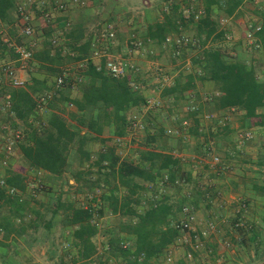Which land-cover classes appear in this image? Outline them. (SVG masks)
Wrapping results in <instances>:
<instances>
[{
	"label": "trees",
	"instance_id": "trees-1",
	"mask_svg": "<svg viewBox=\"0 0 264 264\" xmlns=\"http://www.w3.org/2000/svg\"><path fill=\"white\" fill-rule=\"evenodd\" d=\"M251 1L255 2V0ZM260 1V8H258L260 12L255 15L259 16L261 20V30L256 37L261 46L258 51L261 50L264 56V0ZM242 2L243 0H204V16L198 20L194 19L192 12L184 17L180 15V12L176 14L177 10H173L170 15H164L161 22L148 24L142 38L143 41L139 43L144 45L155 43L163 46L167 37L179 34L183 28L190 27L193 29L195 46L179 49L180 56L178 57V60L183 61L191 47V51L199 50L200 54L192 62L194 66L189 67L193 70L185 75L180 74L177 79H182L183 83L177 82V80H175L176 82L173 81V86L164 90V94L181 97L183 92L193 88L195 83H211L214 92L217 93L211 99L214 111L233 110L242 112L241 125L237 129L252 133L251 127H264V112H259V110H264V72L258 77L255 68L247 64V60L242 54L233 58L226 57L219 47L206 46L209 43L220 42L225 38V32L220 29L219 22L212 16L213 7L217 8L216 11L221 10L227 16H231L241 6ZM17 8L15 0H0V30L9 29L11 38L19 32ZM173 9L177 8L174 7ZM58 23L56 24L62 31L61 33H56L55 27L47 26L46 23L41 26V35L45 36L43 49L40 52H35L28 64V68L32 67L31 70H42L48 78L54 77V79L63 72L64 69L59 68L63 64L71 60L87 59L90 49L92 52V43L97 36L95 32L91 38H85L86 41L82 42L84 36L82 29L71 28L67 30L61 26L62 20H58ZM54 37H57L58 41L63 39L61 46L59 42L55 46L51 44ZM14 39L16 45L22 43L20 36ZM64 42L65 46H63ZM244 46L247 47V44ZM166 48L172 57L175 48L173 46H166ZM64 50L66 55L61 57ZM52 51L54 52L52 53ZM6 54L14 57L12 49L8 48L0 39V58ZM172 61L177 62L174 58ZM69 70L72 76L67 78L61 89L55 88L56 90H54L53 88L48 92L37 94L42 90L41 84L44 81L41 82L37 78H32L30 84H24L7 91L15 118L24 125L23 139L18 146L23 165L16 166L13 170L9 166L5 177L2 178L6 187L16 189L20 195H8L5 187L0 186V233H2L4 240H8L11 237L16 239L22 236L27 230H38L39 224L44 222V218L36 208L32 209L34 212L31 219L27 221L24 219L28 215L29 201L38 195L36 194L34 197L31 195L30 185L39 180L41 188L37 189L36 192L42 193L45 197H48L46 194L50 195L49 192L52 193L53 189H61L57 181L64 187H71L66 175L71 169L72 164L69 161V155L71 149H74L80 158V162H82L81 168L70 172L74 184L81 182L80 177L82 175H91L93 168L96 167L99 172L102 171L98 177L99 180H96L98 181L96 185L104 184L108 197L98 196L95 194L97 189H93L88 194L93 204L88 206L61 198L58 206L51 211V219L46 220L41 225L42 229L46 233H51L52 220L60 212L64 213L61 216V223L64 231H71V244L76 250L75 261L90 263L97 251L94 243V238L99 231L97 224L106 212L104 207L103 210L101 209V206L107 201L109 210L107 215L120 220L119 235L131 236V239H125V237L121 238L118 235L120 241H117V245L113 247V251L119 255L123 264H151L155 259H158L159 263L162 264L169 246L180 236L179 231L174 228V223H177L182 217V207L185 205L192 206L190 202L182 199L183 197L187 198L184 195L187 193L184 185L191 182L190 173L180 172L182 161L177 156L175 157L174 153L169 152L165 147L157 148L151 144L156 142L155 137L159 138L164 133L162 129H157L156 133H153L155 132L154 127H156L155 119L152 122L149 121L152 126L150 129L152 137L141 149H138L136 157L121 159L116 154L115 148L119 146V143L115 142L116 138L122 139L126 130H130L129 119H126L127 111L145 102L139 92L134 91L129 86L131 74L124 78H114L103 70H97L88 61L84 71L85 80L76 83L73 87L72 78L77 73L74 67ZM69 88L78 89L81 93L80 99H69L64 93ZM49 92L56 93L58 97L61 96L60 101L72 108V125H68L62 114L54 110L50 103L51 97L47 95ZM41 98H44V102H41ZM44 108L52 110L46 121L37 116ZM188 117H192L193 121V125L189 128L190 135H205L204 137H206L213 134L203 126L204 123L199 116L188 115ZM29 120L32 122L29 123ZM110 124L114 126V136H116L112 138L114 146H103L98 151L94 162L85 166L83 162L89 159L87 145L93 142L104 144L108 138L102 137L103 127ZM212 126H215L221 135L227 136L229 133L226 132L229 127L221 126L219 121H215ZM203 127L204 129H202ZM181 140L182 146L185 147L184 139ZM254 141L255 138L252 133L247 140L245 152H243L244 157H246V151L249 146L253 145ZM261 146L264 148V143H261ZM202 151L201 157L195 155L194 152L191 157L197 160H205L207 152L204 146ZM230 151L229 154L235 153V158L231 159L228 154L226 158H229V161H236L241 158L238 157L239 150L235 147L234 150ZM244 157L242 160L245 159ZM258 158L256 164L258 163L262 167L264 155L258 156ZM182 163L189 170L194 167V164L189 160ZM25 170L27 175L23 174ZM38 172H41L40 177L36 175ZM165 172L167 178L164 177ZM216 172L218 173V171ZM28 177H31L32 181H28ZM156 184L173 186L172 189L178 193V200L171 202L168 196L157 200L150 199L145 203V206L138 209L142 203L140 196L144 188ZM196 185L200 186L199 190L204 199H209L211 186L202 187L200 182ZM253 188L256 191L264 192V182L261 181V186L254 183ZM27 195L30 196L29 200L25 197ZM174 203L178 205L177 209ZM4 207L6 208L5 213L1 212V208ZM126 240H131V248H123ZM5 246V242L0 241V247Z\"/></svg>",
	"mask_w": 264,
	"mask_h": 264
},
{
	"label": "crops",
	"instance_id": "crops-1",
	"mask_svg": "<svg viewBox=\"0 0 264 264\" xmlns=\"http://www.w3.org/2000/svg\"><path fill=\"white\" fill-rule=\"evenodd\" d=\"M139 1H140V4H142L145 19H147V25L154 23V22L162 21L163 16L161 17V15L158 12H157L158 16L154 20H151L152 18H154L153 13H155L151 0H139ZM26 2L36 4V7L40 9L38 7V2L36 3V0H26ZM179 2H184L187 6H190L191 9H194L192 5L195 4L196 6V9H194L195 11L202 10L204 12V5H203L204 0H176L175 4H178ZM48 3L50 5H54L57 3H62V4L64 3L65 6H67L65 11H61L57 13L55 16H53L55 17L53 20V23H55L54 25H57L56 23H58V20H62L63 23L61 26H64V28H65L66 23L70 22L71 26L68 29H71V28L82 29L83 34H84L82 42L86 41L87 38H91L95 32L98 34L106 26H110L112 28L118 27V30H120V28L122 27V24L120 22L115 23V24L113 23L110 25L107 21H112V20L118 21L120 17H122V11H121L122 9L117 6H120V4L123 6V4L125 3V0H82V3H81L82 5L81 4L75 5L72 3V0H48ZM145 3L148 4V7H146ZM260 3H261L260 0H258L257 2H252L251 0H243L241 6L231 16H227L221 10L217 11V13L221 17L219 20L223 21L222 25H220V21H219L220 29H222L225 32V39H232L230 43L233 46L234 50L240 48V47H236L239 44L238 43L239 41L237 39L240 37V35H239V27H236L235 25H233L234 22H232L233 23L232 24L231 21L234 18H236L234 19L236 20L235 22H237L236 24H240L243 26L245 23L247 25V28L253 25L251 24L252 22H254V25L256 24L261 25V20L259 16H256L254 13L248 11L249 9H253L254 6H260ZM26 5L27 4H25V7ZM49 7H50L49 5L44 6L46 10ZM40 19L43 20V17L41 16L33 22V25L36 30L35 38H34V42L36 44L34 48V53L40 52L43 49V43L45 39V36L41 35L40 28L38 27L39 24L41 23ZM91 19H93V21L95 20V22L97 20H100V21L104 20V21L103 23L97 22L96 24L92 25L93 21ZM58 25L60 24L58 23ZM2 26L5 27L4 25ZM247 28L245 29L244 27L242 29L243 36L245 35ZM6 35L9 38V41L12 44H15L14 43L16 42L14 41L15 39L11 38L7 33ZM131 35L135 36L134 34H131ZM144 35H145V32H141V33L138 32V36L141 37V40ZM17 36H20L19 32L18 34H16L15 38H17ZM21 40L25 41L24 39H21ZM58 42L61 46L63 43V39ZM63 46H65V42ZM145 46L149 53H155L156 56H149L148 60H140L138 59L139 57H136L134 55L132 59H129L135 65V67L140 70L141 73H143L145 69L147 70L152 69L151 71H154V70L156 71L160 67H166L164 68V70L168 72V76H170L173 81L177 80V82L180 81V83H183L182 79L181 81L177 79V77L175 78V75H177L176 70L173 66H170L171 65L170 63L172 62V65H174V62L172 60H168V61L166 60L165 51H168L169 54H170V51L165 46L157 45L155 43H148ZM113 47L114 46H111V48H108V51H107L109 54L108 56L120 58L122 55L124 56L126 55V49H123L121 44L118 43L115 48ZM53 52L54 51H52V53ZM242 52H240V54ZM245 54L247 55L245 56L244 54H242V56L245 59L247 58L248 65L254 67V64H256V59L259 61L261 59L260 64L264 65V56L261 50L255 51L251 49L250 46L247 45V53ZM65 55H66V52L64 50L61 53V57H64ZM88 55L89 56L87 57V59H89V61L96 68L99 65H103L106 60V58H92L91 49ZM71 56L74 57L73 55ZM15 59H16L15 54H14V57H12L10 54H6L2 58H0V65L7 62L8 60L13 61ZM78 62L79 61L71 60L70 62L63 64L59 68L66 69V68L75 67ZM34 65H35V62H34ZM29 68L27 67V70L22 74L24 80L26 81V84H30L32 78H37L41 82L44 81L43 84H41L42 90L39 91L37 94L41 92L42 93L48 92V90L49 91L50 89L53 90V88L54 90H56L54 87L55 83H53V81L55 80L54 77L48 78L42 70L38 71L36 69V71L31 72V68L30 69ZM75 70H76V73H78L77 69ZM101 70L104 71V69H101ZM173 70H175V73L173 72ZM84 73L85 72L82 73L81 81L85 80ZM135 80L136 82L140 83V78L138 76L135 77ZM148 82L149 83H146L147 85H142L143 86L142 90L137 91V92H139V94L142 96L144 100L148 98V99H152L155 102H158V107H155L149 110L145 108V104L143 103L139 105L138 107H134L128 110L126 113V119H131V118L136 117L142 123H146V125L147 123H149V121L152 122L153 119H155L156 123H160V126L163 127L162 130L165 134L166 130L170 128L166 127V124H164L165 121H162L161 123L156 118L159 115L162 116L163 112L167 113L166 110H164L165 108L169 106L167 105V103L169 104L172 102V103L178 104L180 102L181 106L178 109V111H180L182 108V105L186 103L187 96L191 93H194L195 89H198L197 88L198 83H195L193 88H191L190 90L184 91L182 96L178 97L177 95H173V94H166V93L164 94V90H166L167 88H171L174 83H171L168 87H166L165 89L159 92L156 89V85L152 81L149 80ZM148 85H153V86L145 87ZM10 89L11 88H7V89L5 88L2 94L8 95L7 91H9ZM65 91L64 93L65 95H67L69 99H80L81 97V93L76 88H73V89L69 88V89H66ZM2 94L0 93V99L2 97ZM49 94L50 92L47 93V95L50 97ZM203 106L205 105L203 104ZM203 106L202 105L200 106V112L202 113L205 112L204 111L205 108H203ZM51 112H52L51 109L44 108V110L40 111V113L37 116L38 118L40 117V119L46 121L49 115L51 114ZM259 112H264V110L263 109L259 110ZM213 113H216L218 116H221V117L228 115V119L225 125H227L229 128H227L226 132L233 134L236 132V129L239 128V126L241 125L240 117L242 115V112L240 111L235 112L233 110H227V111L215 110L213 111ZM236 116L237 118H235ZM15 120L16 121H14V119L12 120L11 122L12 126L22 131L24 128V125L21 122H19L16 118ZM31 122L32 120H29V123ZM205 125L208 127L207 131H210L213 134H211V136L207 135L206 137H204L205 142L203 146L205 149H210V148L215 149L214 148L215 143H217V145H219V143L216 142L214 138H215L216 133L219 131L216 130L215 126L207 125V124ZM110 130L113 131V135L111 137L110 135H108V132ZM251 131L254 135L255 141L253 145L249 146V148L246 151L247 155H251V156H248L249 159L247 160V155H246L245 160L237 162L234 160L229 161L230 160L229 158L226 159V157H223L224 163L230 162L233 165L232 167L228 169L230 170L229 171L230 174L228 173L225 174V172H222V171H218V173L215 170L213 171L212 178H213V175L215 174L216 179L210 180L211 181V184H209V186H211L210 187L211 190L209 191L210 199H204V197L202 196V193L199 190L200 186L197 187L196 193L194 195L196 196L197 199L195 202H193V205H192V208L197 214V218H199L198 223L195 227V230L198 233H200V231L205 228L206 223H213L214 230L211 231V233L206 238L199 237L200 246L197 247L196 249L194 247V243H195L194 240L183 243V240L180 239L179 241L176 240L173 244H171L168 249L171 250L173 253L175 264H264V192L256 191L253 188L254 183L257 184L258 186H261V181L264 182V165L260 167L258 163L256 164V160L259 159L258 156L264 155V148L260 146L261 143H264V127H251ZM128 132L129 130H126L125 136L122 137L124 141L130 140ZM144 136L146 138V142L150 141L149 139H151L152 137L151 131L146 130V134H144ZM102 137L108 138V140L105 141V143L102 145L98 142L97 143L93 142L94 145L91 146V143H89L87 145V150L90 152V149H91L90 147H96L97 149V148H102L103 146H111V147L112 145L114 146V142L112 141V138H115L116 136H114V126L112 124L103 127ZM157 138L158 137H155L154 139L156 140L155 143L154 142L151 143L155 147L157 146ZM190 141L192 143H189V140L187 141V143H185V144H188L187 146L188 148H182L183 149L181 150L182 153H180L186 157H191L193 155V152H191V149L192 147H195V142H193L195 141V139L191 138ZM18 146L16 147L14 156L12 157V160L10 161L11 170H13V168H15L16 166L21 165V164H18L19 160L22 161L21 153H20ZM203 146H202V150H203ZM117 149L118 148L116 147L115 148L116 154L121 159H123V157L120 156L119 151ZM184 149H187V150H184ZM200 154H201L200 155L201 157L202 153ZM95 159L96 157L93 158V160ZM196 167H199V168L204 167L206 170L208 169V167L204 166L203 164L200 166L197 165ZM247 167L250 169L249 172H247ZM0 170L3 171V172L0 171V179H1V177L2 178L5 177L7 169H2L0 167ZM180 172L184 174L189 172L191 180L193 179L196 184L199 183L200 177L206 176V174L202 175L201 170L198 168L196 172L193 169L189 170V168L188 167L186 168L185 164H183L182 162H181ZM23 174L27 175L26 170L23 171ZM166 174L167 173L165 172L164 173L165 178H167ZM69 184H73V181L70 179H69ZM186 185H188V183ZM41 197L44 198L42 195ZM119 237L121 238L125 237V239H131V236H126L123 234H120ZM73 250L76 256V250L75 249ZM187 252H190L192 254L191 260H188L186 257H184L185 253ZM97 254H95V256L92 257V260L90 261L89 264H95V261L97 259L98 260L100 259V258H97ZM8 260L10 259H6L4 262H7ZM101 260L105 261V259L103 258ZM151 264H160V263L158 259H155L154 261L151 262Z\"/></svg>",
	"mask_w": 264,
	"mask_h": 264
},
{
	"label": "rangeland",
	"instance_id": "rangeland-1",
	"mask_svg": "<svg viewBox=\"0 0 264 264\" xmlns=\"http://www.w3.org/2000/svg\"><path fill=\"white\" fill-rule=\"evenodd\" d=\"M175 1L176 0H157V1L151 0V3L153 5V9L155 11V13H153L154 18H152L151 20H154L158 16V13L162 17L164 15H170L173 10H177L176 14H178L180 12V15L187 17L190 14V10H191L190 6H187L184 2H179L180 4L179 3L175 4ZM81 2H82V0H79L78 5H80ZM26 4L27 5L25 7V10L27 11V14L29 15V17L31 19H33V22L36 19H38L39 17H41L43 15V13L46 12V8H44V6L39 7V5H38V7L40 8V9H38L36 7V4L30 3V2L29 3L26 2ZM192 6L194 9H196L195 4ZM117 7H120L122 9L121 10L122 11V17H120V19L118 21L112 20V21H107V22L110 25L113 23L115 24V23L120 22L122 24V27L120 28V30H118V27H115V28L113 27L114 40L112 41L110 46H114L113 48H115L116 45L119 43L122 45L123 49H126V55L125 56L122 55L121 56L122 59H127V60L132 59V57L135 55L136 57H139L138 59H140V60H148L149 56H156L155 53H149L148 50L146 49V46L143 43H141L140 46H135L130 41V38L132 36L131 34H134L135 35L134 41L142 42L141 37L138 36V32L141 33V32H145V30H146L147 19H145L142 4H140V1L139 0L138 1L137 0H125V3L123 4V6L120 4V6H117ZM146 7H148V4H146ZM174 7H176L177 9H173ZM251 7H253V6H251ZM258 8H259V6H254L253 9H249L248 11L257 15V13L260 12ZM194 9H192V10L195 11ZM212 10H213L212 16L215 18V20L217 22H219L220 21L219 19L221 17L216 11L217 8L214 6ZM54 18L55 17H53V18L49 17L48 21L40 19L41 23L38 26L40 28V32H41V28H42L41 26H43L46 23L45 25H47V26H52V24H53V27H55V29L57 31L56 33H61L62 31L59 29V27L57 25H54L55 23H53L51 21ZM234 19H236V18H234ZM234 19L231 21V23L234 22V24L233 23L232 24L235 25L236 27H239L240 37L237 39L239 41L238 42L239 44L236 47H240V48L234 50L233 46L230 43L232 39H225V38H224V40H222L220 42L209 43L206 45V46L219 47L221 49V51L224 52L226 57H232V58L238 56V54H240V52H242V51L244 53L242 52L241 54H244L245 56L247 55V54H245V53H247V47L244 46V44H247V43L245 40V36H243V34H242V31H243L242 29L244 27L246 29L247 25L245 23L243 26L240 24H236L237 22H235L236 20H234ZM91 20L93 21V19H91ZM103 21L97 20L95 22V20H94L92 22V25L96 24L97 22L103 23ZM251 24L254 25V22H252ZM4 30L9 35L10 30L7 28H4ZM192 30L193 29H191L190 27H188L187 29L183 28L179 34L174 35V36L183 35V36H187L189 38H191V37L193 38L195 35H194V31H192ZM35 32H36V30H35ZM15 37H16V34L14 35L13 38H15ZM193 39L195 40V38H193ZM33 41H34V39H33ZM186 48H188V47H185V49ZM191 49H192V47L188 50L185 57H186V59H188L191 62V66H194V65H192L193 59L196 58L198 54H200V51L199 50H196V51L192 50L191 51ZM165 54H166L165 56H166L167 61L173 59L171 57V54H169L168 51H165ZM160 56H162V55H160ZM163 57H164V55H163ZM246 60H247V58H246ZM260 61H261V59H260ZM260 61L256 59V64H254V68H255V71H256L258 77H260V75L264 72V65L260 64ZM180 62L181 61L179 60V62L174 63V65H172V62L170 63L171 64L170 66H173L176 70L177 75H175V78L180 77L179 75L182 73H183V75H185L187 72H190L193 70V68L188 69L189 71L186 70L184 68L186 65L181 64ZM178 63H179V65H178ZM30 68H32V67H30ZM160 68L164 69L166 67H160ZM151 70L152 69H150V70L145 69L143 71V73H141L142 79L140 80V83L142 85H147L146 83H149L148 81L151 79L150 78L151 74H153L155 72V70L154 71H151ZM175 70H173L174 73H175ZM31 72H34V70L32 69ZM151 86H153V85H148L145 87H151ZM197 86H198L197 87L198 89H195L194 93H191L193 97L189 98V95H188L186 98V102L187 103L189 101L200 102L203 99V97H207L209 99V101L203 103L205 106H203V104H201L203 106V108H205V110H204L205 112H203V113H213L214 108H213V104H212L211 99H212L213 95H216V93H214L213 86L211 85V83H208V82L198 83ZM49 95L51 97L50 103L53 105L54 110L59 111L62 114V116L64 117V119L66 120L68 125H72L73 124V121L71 120V115L73 113L72 108L68 107L65 103L61 102L60 101L61 96L58 97L56 93L51 92ZM167 105H169V106L164 109V110H166L167 113L163 112L162 116L159 115L156 119H158V121L161 123H162V121H165L164 124H166V127L170 128V129H172V128L177 129L180 125V120L188 117V115L183 113L184 112L183 111L184 104L182 105V108L180 111H178V109L181 106L180 102L178 104L171 102L169 104L167 103ZM214 114H216V113H214ZM226 116L228 117V115H226ZM217 117L221 118V116H218V115H217ZM231 117H232V115H231ZM235 118H237V116ZM143 124L146 127L144 131H130L129 130L128 134H129L130 140L124 141V139H121L119 146H116L118 148L117 150L119 151V154L121 157L133 159L134 157H136V153L138 152V149L142 148V145H144L146 143V138H145L144 134H146V129H147V131H151L150 129L152 128V126L149 123H147V125H146V123H143ZM155 125H156V127H154L155 133H156L157 129L163 128L160 126V123H155ZM212 125H213V123H212ZM203 126L205 128H208L205 125V123ZM166 127H165V129H166ZM204 127L202 129H204ZM238 131H239V129H236L235 133H233V134L228 133L227 136L221 135L217 132L214 139L216 142L219 143V145H217V143H215V146H216V147L214 146L215 149H213V148L211 149L209 146V148L211 150H213L210 154L217 153L221 157H228L229 152H231L230 150H234V147L236 145L235 139L237 137ZM182 133L185 134L186 136H189V138L184 139L185 147L182 146V142H181L182 138H180L179 135H174L171 133L167 134L165 132V134L162 133L159 136V138H157V148L166 147V150H168L169 152H172L174 154H178V153L182 152V151H178V150H183L182 148H188L187 147L188 144H185V143H187L188 140H189V143H192L190 141V139L193 138V139H195V141H193V142H195V147H192L191 152H194L195 155L200 156V153L202 152V146L204 144V136L205 135L204 136L203 135H199V136L195 135L192 137V135H190L191 133H189V129L184 130ZM108 135H110V137H111L113 135V131L110 130L108 132ZM92 145H94V143H91V146ZM90 148H89L90 149L89 159H88V161L83 162V164L85 166H86V164L91 165V162H94L93 158L97 157V153L101 149V148L96 149V147H90ZM71 150L72 151L70 152V155H69V161L72 164L70 172H73V171H76L78 168H81L82 162H80V158L77 156L75 150L74 149H71ZM184 150H187V149H184ZM248 156H251V155H247V160L249 159ZM238 157H241V158L240 159L238 158V160H236L237 162L241 161L244 156L238 155ZM233 158H235V157H231V159H233ZM245 159H246V157H245ZM188 160H190L189 157L186 160H183L182 162H184V161L187 162ZM18 164L23 165L22 161H20V160H19ZM84 168H86V167H84ZM197 168L202 170L201 171L202 175L206 174L205 177H200L199 182L202 184V187L206 185L208 188L209 184H211L210 180L216 179V175L214 174L213 178H212V173H213L212 171L213 170H208V169L206 170L204 168H199L196 166H194L192 169L195 170V172H196ZM85 170H87V168ZM249 170L250 169L247 167V172H249ZM0 171L3 172L2 170H0ZM229 171L230 170L226 169V170H223L222 172H225V174H227V173L230 174ZM70 172H68V174L66 175L67 176L66 179L67 180L70 179L73 181V184H70L71 187H69V188H67L66 186L64 187L63 184H59L60 182L58 183V181H57V184L61 187V189L60 190H58L56 188L53 189L52 193L49 192L50 195L46 194V195H48V197H45L44 195H42V193L40 194V193L36 192V194H38V195L35 196L33 200L29 201V205L27 207L28 208L27 213L29 216L27 215V217L24 218L25 221H27V220L31 219V217H33L32 213L34 211H32V209H35V208L37 209V211L40 214H42V216L44 218V222L46 220L51 219V211L53 210V208H56L58 206L57 204L60 202L61 198L63 200L67 199V200L74 201L77 204L79 203V204H84V205L88 206L89 204H93V201L88 197V194H90V192L93 189H97L95 194H97L98 196H102V198L108 197L107 189L104 188L105 185L104 184L96 185V183H98V181H96V180L98 179V177H100L99 175L102 172V171L99 172V170L96 167L93 168L91 175L90 174L89 175H85V174L82 175L80 177L82 179L81 182L79 184L75 183L77 185L74 184V180L71 177ZM210 172H212V173H210ZM1 179H2V177H1ZM28 181H32V178L28 177ZM101 185H104V186L101 187ZM62 187H64L63 190H62ZM172 187L173 186H170V187L169 186H162L160 184L145 187L144 191L142 192V194L140 196L142 203L138 209L145 206V203L148 202L150 199H156L157 200V199L162 198L164 196H168L170 198L171 202L178 200L177 199V197H179L178 193H176V190H173ZM197 187H198V185H196L195 181L192 179L191 182L188 183V185L184 186L185 191H188L187 193H184V194H186L187 198H189V199H187L186 197H183L182 199H184V201L190 202V204L193 205V202H195L197 199L196 196H194L196 193ZM41 195L44 198H42ZM119 195L121 196L120 193H119ZM25 197H27L26 198L27 200H29V198H30L29 195H27ZM206 202H207V200H206ZM107 204H108L107 201H105V203L101 206V209L103 210V207H104L107 213L105 212V216L100 219L98 224L96 223L99 231H98L97 236L94 238V243H95V246L97 248L96 254L98 252L97 258H100V259L99 260L97 259L95 261V264H99V263L100 264H123V261L120 259L119 255L113 251V247H115L117 245V241H120L119 237H118V235H119L118 228L120 226V220H118V218L113 219L111 216L107 215L109 212V210L107 208ZM174 204H175V208L177 209L178 205L176 203H174ZM5 211H6L5 207L1 208V212L5 213ZM60 211H62V210H60ZM62 215H64V213L60 212V214H58L52 220L54 225H53V228H51V233H46L42 229L41 225H43L44 222H41V224H39L38 230H36V231H33L31 229L27 230L26 233H24L22 236H20L16 239L11 237L8 240H4L2 233H0V241L6 242L5 247H0V264H7V263L8 264H89V263H79V262L75 261V254H74V250H73L74 248L72 247L71 238H70V232L71 231L69 232V231L63 230V226H62L63 224L61 223V219H62L61 216ZM197 219L199 220V218H197ZM124 220H126V219H124ZM208 224L209 223H206L205 225L208 226ZM125 243H126L127 247L131 248V245H132L131 240H128V241L126 240ZM118 245H119V243H118ZM5 258L10 259V260H8L7 262H4L6 260ZM102 258L105 259V261H102L101 260Z\"/></svg>",
	"mask_w": 264,
	"mask_h": 264
},
{
	"label": "built area",
	"instance_id": "built-area-1",
	"mask_svg": "<svg viewBox=\"0 0 264 264\" xmlns=\"http://www.w3.org/2000/svg\"><path fill=\"white\" fill-rule=\"evenodd\" d=\"M17 4L18 9V15L19 18L17 20V26L19 29V33L22 39L25 41H22L21 44L16 45L12 44L9 41V38L7 37L6 33L3 30H0V39L1 41L10 49H12L13 53L16 55L15 60H8L7 62L0 65V93L2 94L4 92V89L6 88H17L21 87L24 84H26V81L24 80L22 74L27 70L28 64L31 62L33 54H34V48H35V42L33 39L35 38V27L33 25L32 19L27 14V11L25 10V4L26 0H15ZM38 2L39 7H43L46 5H49L50 7L47 8L46 12L43 13L42 17L43 20H49V17L53 18L57 13L61 11H65L66 7L62 3H57L54 5H50L48 3V0H36V3ZM79 0H72V3L75 5H78ZM255 2H257L255 0ZM82 3V2H81ZM82 5V4H81ZM194 14V19L198 20L201 17L204 16V12L202 10L193 11L190 10ZM54 19L51 21L53 22ZM223 24V21H220V25ZM71 26L70 22H67L65 25V29H68ZM261 25H254L247 28L245 32V40L248 46H250L251 49L258 51L261 46L258 38L256 35L260 32ZM114 40V32L113 28L110 26H106L101 32H99L94 39L92 43V58H106L103 65L97 66V70L104 69V72L109 74L110 76L114 78H124L127 77L129 74H131V78L129 80V86L134 91H140L143 89V86L141 83L136 82L135 77L138 76L140 80L142 79L141 72L139 69L135 67V65L128 59H122V58H115L108 56V48H110V44ZM131 43H133L135 46H140L141 44L137 41H134V36H131L130 38ZM51 44L53 46L58 44V38L54 37L51 40ZM196 41L191 37L187 36H170L167 37L163 46H173L175 50L172 53V58L176 59L177 62H179L178 57L180 56L179 49L185 48L188 46H195ZM89 59H84L79 61L76 66L74 67L77 69V74L73 80V87L76 85V83L81 82L82 80V73L86 69V65ZM176 62V63H177ZM181 64H185V69H189L191 66V62L188 59H184L180 62ZM179 65V63H178ZM70 68H66L63 70V72L55 78V84L54 87L56 89H61L65 83L67 78L71 77L72 74L70 73ZM150 80L156 85L157 91H162L164 88L168 87L171 83H173V80L170 76H168V72L165 71L163 68L157 69L153 74L150 76ZM6 91V90H5ZM217 95V94H216ZM192 94H189V98H192ZM202 101V102H201ZM200 102L197 101H189L184 104L183 113L186 115H193V116H199L203 123L211 125L215 121H219V124L224 126L227 122L228 117L225 115L221 118H218L216 114L214 113H202L200 112V106L204 102L209 101L207 97H203V99ZM41 102H44V98H41ZM145 108L146 109H153L155 107H158V102L153 101L152 99H145ZM15 120V115L12 110V102L8 95H3L0 99V167L3 169H8L10 166V161L12 160V157L14 156L15 149L18 146V144L23 139V132L12 126L11 122L12 120ZM130 122V131H144L145 125L136 117L129 119ZM193 125L192 117H186L182 120H180V125L177 129L172 128L166 130L167 134H174L179 135L183 139L189 138V136H186L182 132L184 130L189 129ZM237 137L235 139V148L239 150V155H243L245 152V147L247 145V140L251 137L252 133L250 131H238ZM115 142L119 143L121 142V139L116 138ZM207 150V149H206ZM213 150L208 149L206 152V158L205 160H197L194 157H189L190 162L194 164V166L197 165H206L209 170H215V171H223L228 170L230 167H232V163L225 164L223 161V157H221L217 153L210 154ZM235 153H230V157H235ZM179 158L181 161L186 160L188 157L184 156L183 154H175V157ZM209 156V157H208ZM38 177H40L41 172H38L36 174ZM40 181L37 180L34 182L31 186V195L34 197L36 195V190L41 188V185L39 184ZM0 186L5 187L6 194L8 195H20V193L14 189L6 187L4 184V180L0 179ZM182 218L177 223H174V228L179 231V238L178 241L181 239L183 240V243L189 242L191 240H194V247L195 249L200 246V240L199 237L206 238L211 231L214 230L213 223H209L208 226H206L203 230L198 233L195 230V227L198 223L197 215L194 212V209L192 206L185 205L181 209ZM127 247L126 244H123V248ZM184 257H186L188 260L192 259V254L190 252L185 253ZM162 264H175V260L173 257V253L171 250H167V252L164 255V258L162 260Z\"/></svg>",
	"mask_w": 264,
	"mask_h": 264
}]
</instances>
